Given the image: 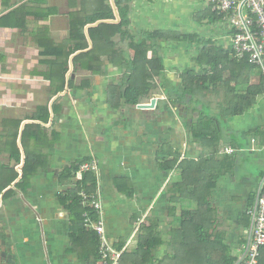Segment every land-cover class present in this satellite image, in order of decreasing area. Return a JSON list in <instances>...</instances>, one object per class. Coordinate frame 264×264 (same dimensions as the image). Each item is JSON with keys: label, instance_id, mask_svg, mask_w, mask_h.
Here are the masks:
<instances>
[{"label": "crops", "instance_id": "obj_1", "mask_svg": "<svg viewBox=\"0 0 264 264\" xmlns=\"http://www.w3.org/2000/svg\"><path fill=\"white\" fill-rule=\"evenodd\" d=\"M57 1L63 5L64 0ZM159 1L128 0L127 4L131 25L135 15L143 21L151 17L149 23L156 24L140 31L161 29L179 37L161 41L164 87L157 77L159 93L151 98L157 96L156 107L139 110L137 105L123 102L115 106L109 101V88L122 84L121 72L114 82L106 81L112 73L86 76L82 82L89 85L85 88L81 83L69 89L67 82L65 90L51 98V83L45 77L50 67L45 61L54 57L42 56L35 38L41 32L52 35L53 23L62 26L66 18L69 34L68 13L64 15L63 6H56L54 0H0V185L6 167L22 174L26 154L40 160V169L26 193L13 184L0 194V264H94L95 255L83 247L80 236H84L76 228L79 208L74 211L71 203L78 180L61 181L69 168L88 159L99 164L97 184L111 243H124L123 248L129 249L137 240L139 226L153 216L159 217L162 238L167 241L170 220L166 190L179 172L166 178L159 153L170 148L180 164L187 160L195 168L199 163L207 171L212 164L220 163H214L215 140L204 139L206 146L202 148V140L194 135L193 126L203 122L202 118L211 121L209 127L215 124L219 128L217 146L221 159L224 154L227 158L221 162L223 173L213 179L211 204L216 214L210 220L214 229L209 233H220L232 255L240 260L250 236V211L264 184V135L260 134L264 132V95L256 97L252 107L241 115L228 111L243 105L246 93L254 92L264 72L256 66L248 71L244 60L235 58L227 20L216 17L205 0ZM160 3L161 10L156 11ZM160 14L161 27H157L154 17L158 19ZM215 58L221 61L217 74L205 82L201 94L178 102L185 94L183 77L197 76L201 72L198 62L206 64ZM206 68L209 70V66ZM72 80H76L75 75ZM167 93L172 94L171 99ZM52 101L57 106L49 108ZM22 111L31 114L23 115ZM44 113L49 114L46 123L39 121ZM212 119L220 121L213 123ZM27 126L32 129L22 142ZM13 140H17L20 152L18 164L10 154ZM249 158L258 162L256 172L247 166ZM10 188L15 193L4 197ZM184 205L192 207L189 201ZM161 251L162 259L167 254L166 246Z\"/></svg>", "mask_w": 264, "mask_h": 264}, {"label": "trees", "instance_id": "obj_2", "mask_svg": "<svg viewBox=\"0 0 264 264\" xmlns=\"http://www.w3.org/2000/svg\"><path fill=\"white\" fill-rule=\"evenodd\" d=\"M88 1L94 6L90 16L84 18V20H78L75 18L77 13L69 15V39L65 43L55 44L51 38L49 39L46 36H42L38 40V46L41 49L40 54L44 57H54L53 60L45 61L50 67L45 77L50 81L51 87L53 86L54 88L52 93L56 95L63 92L67 86V82L69 89L77 88L74 81L70 78L71 76L69 77L70 61L72 68L79 65L85 70L92 72L93 75L102 76L105 74V62L103 58H106L108 64L124 67L122 84L109 88L110 103L120 106L124 102V105L135 107L144 99L150 100L152 95L155 94L156 89L154 85L157 77H160L162 80L160 85L164 87L165 72L163 60L160 56L161 41L171 42L179 39V37L175 38L170 32L161 31V29L145 32L139 31L137 35H132L128 30L130 25L128 0L114 1L119 17V22L117 23H115L116 16L109 0H107V4H104V7L97 5V3H102L104 0H98L97 3L95 0ZM214 15L218 16L216 13ZM99 21L102 23L91 27V25ZM86 26H90L87 28V32L92 45L91 49H89L90 44L84 34ZM117 36L121 38V41L125 39L130 40L128 46L133 55H129L127 51L117 52L114 50L116 46L114 38ZM75 54L77 55L74 56ZM243 62L248 71L256 69L254 66L249 65L247 61ZM220 63L221 61L216 58L206 64L199 61L200 74H197V76L187 74L183 77L182 88L185 94L181 96L178 102H183V98L185 97L189 98V96L201 94L205 82L217 74V68ZM206 66H209V70ZM88 85V82H82L80 87L85 88ZM253 89L254 92L248 90L246 93L243 105L228 111L231 115L238 116L245 113L252 107L256 97L264 95V74L260 75V82ZM167 95L168 99L172 98V94L167 93ZM48 118L49 114L44 113V116L39 121L46 123ZM202 119L203 122H198L193 126L194 135L197 139L202 140V144L200 143L201 146L203 145L202 148L206 146V140L204 139L212 137L215 140L216 144L214 143L213 145L215 146L214 163L216 161H220V163L212 164L208 168V171L206 166L204 167V165L199 163H197L195 168H192L190 162L187 160L182 161L180 164L178 155L172 149L165 148L161 150L158 161L161 170L165 173V177L167 178L172 172H179L177 179H170L169 188L166 190L168 195L167 217L170 220L169 239L166 241L162 238L159 217H147L139 226L138 237L134 245L124 250L120 264L238 263L239 259L233 256L230 247L224 244L222 235L220 233H214L213 235L209 233L211 228L214 229L213 225L210 226V220L216 214V210L211 204V190L215 186V180L213 179H216V177L223 173L221 162H223L222 159L227 158L225 157L226 154H224L221 159L219 147L217 146L219 128L215 124L213 127H209L212 124L211 121ZM214 121L219 122L220 120L212 119L213 123ZM30 129L32 128L27 126L23 130L22 142L27 131ZM16 130H18V127ZM260 134L264 135V132ZM57 136L58 134H54V138H57ZM11 145V157L18 164L20 163V152L18 147H16L15 140L11 142ZM217 156H219V159ZM88 161L90 160L79 162L74 168H69L65 174L61 175V181L73 178L78 180L72 192L71 202L73 203V207H75L73 208L74 211H76L77 207L79 208L78 212L76 211V215L79 218L78 221H75L76 224L78 223L76 228L81 230L80 233L84 236H80L83 247L91 250L95 255L94 264H99L98 236L95 231L87 227L85 214L87 213L92 222H96L99 216L92 207L88 205L82 206L81 204L82 193L90 196L96 192L97 177L93 172H86L81 177L78 176L80 166ZM39 163L40 160L38 158H30L26 154L22 174L19 175L14 168L6 167V174L4 178H1L0 194L13 184L15 189L26 193L31 179L40 169ZM206 176H208L207 179ZM14 193L15 190L10 188L4 197ZM185 201H189L192 207H186L184 205ZM159 203L160 208L158 209V213L161 212V202ZM249 218V215L245 218L248 223L250 222ZM89 229L92 231L91 233ZM123 246L124 243L114 246V248L121 250ZM164 246L167 248V254L161 259L158 254ZM89 249L86 250L87 253ZM260 253L259 264H264V247L261 248Z\"/></svg>", "mask_w": 264, "mask_h": 264}, {"label": "built area", "instance_id": "obj_3", "mask_svg": "<svg viewBox=\"0 0 264 264\" xmlns=\"http://www.w3.org/2000/svg\"><path fill=\"white\" fill-rule=\"evenodd\" d=\"M213 13L224 17L231 30V50L238 60L247 61L264 72V0H205ZM231 151V150H230ZM86 172L98 175L99 164L95 159L82 164L78 176ZM82 206H90L98 213L96 222L90 221L87 213L86 224L98 236L99 264H120L125 250H117L109 240L105 227L102 193L97 184L92 195L82 193ZM252 226L246 249L237 264H259L261 248L264 247V184L257 193L255 207L250 211Z\"/></svg>", "mask_w": 264, "mask_h": 264}, {"label": "rangeland", "instance_id": "obj_4", "mask_svg": "<svg viewBox=\"0 0 264 264\" xmlns=\"http://www.w3.org/2000/svg\"><path fill=\"white\" fill-rule=\"evenodd\" d=\"M97 1L98 0H95L96 3H97ZM159 2H161V0ZM109 3L111 4L110 0H109ZM54 4L56 6H60L59 2L58 1L56 2V0H54ZM104 4H107V0H104L102 3H97L98 6L101 5L102 7H104ZM61 6H63V8H61ZM61 6H60V8L64 12V15H67V13H68V15L71 16L72 13H77L78 15L76 14L75 18L78 19V20H82V19L84 20V18L90 16L92 14V10L94 9L93 8L94 6L91 5L88 0H64L63 5H61ZM158 10H161V3L159 4V7L156 9V11H158ZM139 16H142V15H139ZM134 18L135 19H133L132 25L130 24V26L128 27V30H129L130 33H132V35L133 34L137 35L141 29H152L153 27H155L154 25H156L155 23H149V22H152V20H153V19H151V17L150 18L147 17V21H143L139 17L137 18L136 15L134 16ZM154 20L157 23V27H161V14L159 15L158 19L154 17ZM54 21H56V20L53 19V22ZM86 27L84 28V34H85V37L88 39L87 41L90 44V41H89V38H88V32H87V30H85ZM89 27L90 26H88V28ZM48 28H50V26H48ZM67 28H68L67 18H66V23L63 24L62 26L59 25V24L57 25V24L53 23L52 32H51L52 35H50L48 32L46 33V35L43 32H41V34L39 33L37 35V37L35 38L37 40V44H38L39 38H41L44 35L47 38H49V39L51 38L55 44L65 43L69 39V34L67 33ZM144 32H143V34H144ZM129 42H130V40H128V39H125V40L121 41V38L119 36L115 37L114 38V43H115L116 46H115L114 50L117 51V52L127 51V52H129V55H133V52L130 50V48L128 46ZM149 56H151L150 53H149ZM106 60H107L106 58H103V61L105 62V72L107 74H111L112 73L111 75H108L110 77L108 79H106V81L107 82H110V81L114 82L113 79L117 78V74H119V72H121L122 74L124 73V67L122 68V67H119L117 65L108 64V62ZM71 65H72V63L70 61L69 62V69L70 70H71ZM39 71H40V69H38V73H39ZM43 71L44 72L46 71L45 67L43 68ZM39 74H41V72ZM72 74L75 75V78H76V80H73L74 84H75V87H76V86H79L82 83V80H83L84 77L91 76L92 72H90L88 70H85L84 68H82L81 66L78 65V66H73L72 71L70 72V76ZM90 78H92V77H90ZM93 79H94V77H93ZM158 81L159 80H156L155 81V85H154V87L156 89L155 90L156 94L159 93V89H160V87H158V85H159ZM101 82H103V81H101ZM51 88H52V91H54L53 86ZM49 91L52 92L50 89H49ZM54 96L55 95L52 94L51 98L52 97L54 98ZM158 97L160 98V96H158ZM46 98H47V96H46ZM155 98H157V96ZM43 99H44L43 102H45L46 99L44 97H43ZM80 101H82V100H80ZM148 102H150V101H148ZM51 106H55L56 107L57 106V102L52 101L50 106H49V108ZM22 114L28 116V115L31 114V112L22 111ZM16 138H17V136H16ZM18 138H21V133L19 134ZM9 147H10V144H9ZM16 147H17V140H16ZM5 148H6V146H5ZM89 160H91V159H89ZM257 163L258 162H256L252 158L248 159L247 166L250 168V171L254 170L256 172L259 169V164H257ZM247 240H248V238H247ZM236 245L241 246V244H235V246ZM236 253L238 255L239 251H237ZM161 255H163V251H159L158 256L161 257ZM239 257L241 259L242 256H239Z\"/></svg>", "mask_w": 264, "mask_h": 264}, {"label": "water", "instance_id": "obj_5", "mask_svg": "<svg viewBox=\"0 0 264 264\" xmlns=\"http://www.w3.org/2000/svg\"><path fill=\"white\" fill-rule=\"evenodd\" d=\"M110 1H111V5H112V7L114 9V14H115V16L117 18L116 21H115V23H117V22H119V20H118V13L116 11V7H115V4H114V0H110ZM101 23L102 22L99 21V22H97V23H95L94 25H91V26L92 27H95V26H98ZM91 48H92V46H91V43H90V49ZM77 54H75L74 56H76ZM71 70H72V65H71ZM71 70H70V72H71ZM73 78H74V75H71V79H73ZM156 105H157V99L153 98V99L150 100V102L148 104H138L136 106V108L139 109V110H152V109H154L156 107Z\"/></svg>", "mask_w": 264, "mask_h": 264}]
</instances>
